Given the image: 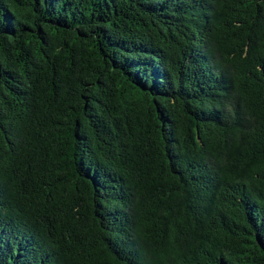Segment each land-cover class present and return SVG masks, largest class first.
<instances>
[{
  "label": "trees",
  "instance_id": "trees-1",
  "mask_svg": "<svg viewBox=\"0 0 264 264\" xmlns=\"http://www.w3.org/2000/svg\"><path fill=\"white\" fill-rule=\"evenodd\" d=\"M0 264H264V0H0Z\"/></svg>",
  "mask_w": 264,
  "mask_h": 264
}]
</instances>
